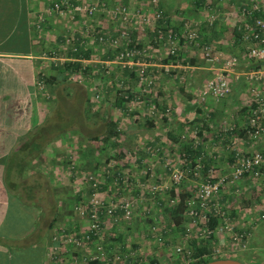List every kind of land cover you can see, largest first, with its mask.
Masks as SVG:
<instances>
[{"label":"rangeland","instance_id":"374dc122","mask_svg":"<svg viewBox=\"0 0 264 264\" xmlns=\"http://www.w3.org/2000/svg\"><path fill=\"white\" fill-rule=\"evenodd\" d=\"M195 1L132 0V7H129L124 0H95L100 4V12L95 15L94 22L96 36L118 37V43L111 45L100 41L88 42L94 51V57L90 56V61L87 62L81 61L82 69L75 72L77 75L73 73L66 82L55 86L51 114L47 116L51 123L64 124L66 117L63 115L60 97L72 96L74 86L82 87L89 97V114H84L85 118L88 117L85 123L91 128L84 132L103 136L96 140L84 139L85 135L82 137L80 134L81 126L78 129L76 126L70 127L72 131L68 133L69 153L67 165L63 169L64 176H61L65 182L62 184L61 199L67 200V215H71L77 223L83 221L84 229L80 232L77 230L79 235L86 233L91 226V215L95 209L100 215V232L92 240L85 241L80 249L71 246L72 256L67 261L76 259L90 264L88 260L93 256L95 259L92 262L98 261L101 264H194L216 256V250L227 254L230 246L233 250L229 255L242 256L240 260L254 264H264V179L253 182L244 178L229 183V187L223 188L221 194L216 195L215 199L225 205L226 218L212 219L217 224L209 239L206 231L210 230V225L204 223V215L213 211L212 203L203 213L200 211L195 224L192 217L185 214L182 224L175 225L166 212L177 204L183 191H192L191 197H195L207 175L213 178V184L222 179L230 180L236 155L232 157L227 149L234 151L241 144L236 139L241 138V134H235L226 140L227 145L226 141L214 145L216 135L221 134L226 139L229 132L238 133L232 130L234 125H221L219 122L215 129L217 134L209 133L210 129L207 128L209 123H213V107L224 99L209 98L200 103L199 108L203 114L201 118L195 119L198 125L194 124L193 119H185L180 115L177 106L179 100H151L171 92L184 91V88L193 89L192 95L195 92L198 94L207 77L196 83L194 88L190 86L191 81H186V73L192 71V61L184 58L186 52H181L186 47L189 52L203 55L200 57L201 61L208 68L223 67L226 59L242 55L243 49H237V46L219 50V47L212 46L205 39L211 36L208 34L211 29L221 27V24L217 25L218 21H222V25L225 23L217 18L218 15L221 17V13L224 14L225 11V14L233 12L235 6L226 3V0H213L209 4L210 10H206L203 5L196 6ZM123 6L129 7V12L133 14L131 25L125 26L112 14V11ZM208 13L216 15L215 24L210 25L206 20ZM233 13L235 16L237 9ZM139 14L142 16L135 20ZM174 22L180 25L177 29L181 31L171 30L170 26ZM195 23H199L198 37L195 39L197 43L188 36L192 30L190 27ZM228 24L225 23L224 29L225 32H230L225 37L233 44L235 24ZM73 29L70 35L75 31L78 33ZM121 31L126 33L120 35ZM170 34L175 36L173 40L169 39ZM212 36L217 40V35ZM205 46L214 48L205 50ZM65 51L69 55L56 51L58 54L53 53L51 56L70 59L69 48L65 47ZM219 54L221 59L217 61L214 57ZM210 58L213 61H209ZM168 60L170 62H165ZM92 64L95 65L94 68H91ZM143 65L146 66L145 75L148 78L145 77L146 81L140 83L139 75ZM173 67L186 72L173 80V77L166 74L172 73ZM228 70L225 67L222 71ZM126 71L131 81L125 80L123 73ZM222 71L217 73L215 70L214 75L207 79L219 76ZM228 72L235 83L236 75L232 71ZM161 74H164V78ZM121 97L124 101L120 103V107L118 102ZM69 100L72 102V98L69 97ZM149 122L154 125V129L148 127ZM49 133L48 128L45 136ZM210 134L212 136H208ZM171 136L178 137L180 141L175 142ZM62 139L66 140L65 136L62 135ZM187 146H191L194 151L201 149V154L190 158L186 154ZM86 154L96 159L97 170H83L84 163L87 162L84 156ZM227 154L230 155V160L226 158ZM192 166L195 171H199V176L192 174ZM174 172H182L183 180L177 182L173 178ZM204 172L206 176H203ZM96 189L98 192L95 194ZM95 200L100 203L98 208H95ZM120 201L131 203V214L128 216L130 220L126 219L124 211L116 209L110 212L111 205ZM225 222H229L233 228L224 231L228 237L223 240L224 232L216 229ZM242 233V243L233 239L234 234L240 236ZM177 248H182L181 253L177 254Z\"/></svg>","mask_w":264,"mask_h":264},{"label":"crops","instance_id":"0c3cea01","mask_svg":"<svg viewBox=\"0 0 264 264\" xmlns=\"http://www.w3.org/2000/svg\"><path fill=\"white\" fill-rule=\"evenodd\" d=\"M131 1L124 0L129 7H132ZM211 1L213 0H204L202 4L206 6ZM247 1L226 0V3L235 6L234 11L232 10L235 12ZM48 5V0H0V264H52L54 258L60 260L59 264L70 263L71 260L67 259L72 256L71 246L68 251L64 236L68 232H80L84 229L83 221L77 223L71 215H67V200L61 199L62 184L65 183L61 176H64L63 169L68 161L70 132L66 129L60 134H52L50 127L56 123L47 119L51 114L55 86L63 82L57 81L50 86L45 83V79L57 78L59 67L64 64L54 62L51 54L57 55L56 51L66 54L65 36L73 28L82 35L80 30L85 21L80 17L71 20L56 16L38 24V15ZM233 12L225 14V11L217 18L226 24H236L238 17ZM90 22L95 25V19ZM175 23L169 25L171 30L181 31L177 29L180 25ZM225 23L222 25V21H218L217 25L221 24V27L211 29V33H208L211 36L205 39L212 46L219 47V50L231 49L232 46L239 49L238 41L234 40L231 44L230 39L227 40L230 30L225 32ZM212 35H217V40ZM212 39L214 40L211 41ZM86 40L93 58L94 51L88 45L91 40L89 37ZM181 52H186L184 58L192 61V71L184 77L186 81H191L190 86L193 88L196 83L214 75L215 70L218 73L225 69V66L217 69L212 66L215 70L204 67V62L201 61L203 55L189 52L187 47ZM94 66L92 64L91 68ZM244 66L246 62L241 60L239 67ZM239 67H236V71ZM184 72L186 71L175 67L172 73L166 74L175 80ZM123 75L126 81H131L127 71ZM161 77L164 78V74ZM237 81L235 84L231 80L233 95L213 107V123L207 126L209 133H215L219 122L221 125H234L232 130L238 133L231 131L226 139L221 134L216 135L214 143L219 145L230 139L229 136L241 134V138H236L241 142L240 146L235 147L234 151L227 149L232 157L238 153L264 150V137L255 140L244 134L251 110V95L248 83L242 78ZM181 92L170 94L181 93L191 101L196 97L195 92L193 98V89L184 88ZM170 94H164L161 98ZM177 100L180 101L177 104L179 112L182 101ZM202 114V109L199 108L194 117L180 115L185 119H193L194 124L198 125L195 119L201 118ZM48 128L50 133L45 136ZM84 129L91 130L88 125ZM84 129L80 131L82 137L85 135ZM62 135L67 141L62 139ZM225 144L227 145V141ZM230 155L226 156L229 160ZM62 228L67 231H62L60 235Z\"/></svg>","mask_w":264,"mask_h":264},{"label":"built area","instance_id":"2783aa9c","mask_svg":"<svg viewBox=\"0 0 264 264\" xmlns=\"http://www.w3.org/2000/svg\"><path fill=\"white\" fill-rule=\"evenodd\" d=\"M48 6L42 13L38 15V24H42L50 17H62V18H71L77 19V17L84 19V24L80 33H73L70 35L67 34L65 36V47L69 48L71 52H77L79 47H87V40L86 37H89L91 41L95 42V25L90 23L92 19H95V15L100 12V4L96 3L95 0H48ZM206 10H208L209 4L203 6ZM130 8L123 6L121 9L112 11V14L115 18L121 20L125 26L132 24V15L129 12ZM210 10V9H209ZM160 15V13H159ZM142 15L139 14L135 17L136 19H140ZM236 17H238V21L234 27V38L236 41L239 42V47L242 51V55L240 57H230L225 64L229 70L232 71L234 75H236L237 80L241 79L242 77L248 83L249 91L251 95V110L250 115L248 117V122L245 125V134L251 137L252 139H261L264 137V1L263 0H248L242 7L237 9ZM134 20V21H135ZM210 25L215 24L216 22V15L214 13H208V17L206 19ZM87 26V27H86ZM199 23H195L190 33H188L189 38L192 41L196 42L197 36V27ZM86 27V28H85ZM77 30V29H76ZM235 31L239 33V36H235ZM126 31H121L120 35H124ZM175 36L173 34L169 35V39L173 40ZM162 39V37H160ZM100 43L104 44H111L116 45L118 43V37H110L105 38L104 35H101L98 38ZM197 43V42H196ZM211 46H205V50L211 49ZM245 49V50H244ZM85 50H90L85 48ZM175 51H172L174 53ZM69 55V52L67 53ZM92 59V58H91ZM221 54L215 56V60H220ZM241 60L246 62V65L254 66V69L247 71V72H239L236 71V67H239L241 64ZM59 64H64L67 61H71L68 57L59 58L54 56V62ZM82 62L90 61V59H83ZM209 61H213V59H209ZM140 70V83H144L146 78L145 75V65ZM174 68V67H173ZM85 69V68H83ZM167 72L169 70L165 69ZM228 71H223L219 76H216L212 79H206L202 86L199 88L198 94L200 95L201 103L209 98L213 99H227L233 90L232 77H230V73ZM172 72V71H171ZM75 75H77L75 73ZM80 75V74H78ZM146 77V78H145ZM124 91H121V93ZM198 168V167H197ZM195 167L192 166L191 172L195 176H199V171H195ZM231 179H222L219 183H215L212 181V177L207 175L205 177V181L202 182L197 194L195 197H190L188 201V209L186 215L192 217V220L195 224L196 219L200 216V211L203 213L207 206L212 203L213 211L208 214L204 215V223L206 225H210L213 218H219L220 220H225V205L222 204L220 201L215 199L216 195L221 194L223 188L229 187V183L240 181L241 179H248L253 182H258L264 179V150L263 151H251V152H244L236 154L235 163L232 165L231 170ZM203 176H206L203 174ZM173 178L178 181L183 180V173L182 172H174ZM96 186V185H95ZM154 189H156L154 187ZM98 192V189L95 190V194ZM191 195L193 194L192 191L189 192ZM99 201L95 200V208H98ZM110 212L114 210L124 211L126 213V219H128L129 215L131 214V203L125 204V201H120V203H114L111 205ZM201 209V210H200ZM262 217L264 218V210ZM130 220V219H128ZM227 222V220H226ZM224 223L221 225L216 231L224 232L225 230L230 231L233 227H230V224ZM207 230V238L211 237L213 233V229L209 228ZM67 231V229L62 228L61 232ZM100 232V215L98 214L97 209H95L94 213L91 215V226L88 228L87 232L84 234L68 232L64 239L67 244V249L69 251V246H72L76 249H80L83 247L85 241H90L95 237V234ZM225 240L228 235L224 232ZM244 238V234L242 233L240 236L237 234L233 235V239L238 243H242ZM246 247V246H245ZM182 248H177V254L181 253ZM216 250V249H215ZM232 247L228 246L227 254L224 251L221 253L219 250L215 255H229L232 251ZM95 257L91 256L88 262H92ZM60 260L54 258L52 264H59ZM67 264V263H65ZM69 264H84L81 261L76 259H72Z\"/></svg>","mask_w":264,"mask_h":264},{"label":"trees","instance_id":"16d2710c","mask_svg":"<svg viewBox=\"0 0 264 264\" xmlns=\"http://www.w3.org/2000/svg\"><path fill=\"white\" fill-rule=\"evenodd\" d=\"M204 2V0H196V6H200L203 5L202 3ZM99 35V34H98ZM105 38L106 35H104ZM235 36L238 37L239 33H237V31H235ZM95 41H98V36L95 35ZM92 51L90 50H85L84 47H79V50L77 52H71L70 53V59L71 61H67L66 63H64V65L60 66L59 68V72H58V76L57 78H52V79H45V83H48L50 86H53L55 84V82L57 81H62L63 83L67 81V79L75 72H79L80 69H82V63L81 60L83 59H88L91 56ZM172 61H174L175 59H170ZM165 62H170L165 61ZM176 62V61H175ZM98 77V76H96ZM99 78V77H98ZM75 89L74 93L72 96L69 95H64L62 97H60V102L62 104L61 107H63V115L66 117V120L64 122V124H62L60 126V124L56 123L51 125V133L55 134L57 131L58 134L62 133L63 131L65 132V130L67 129V131H72L71 128L73 126L79 127L81 126L82 129L86 128V118L88 120V117L85 118V115L89 114V111L87 109L88 103H89V99H88V95H87V91L85 89H83L82 87L79 86H74L72 87ZM77 88V90H76ZM121 94V93H119ZM131 98H134V95H131ZM72 98V102L69 100ZM122 99L119 100L118 102V106L121 107L120 103L122 101H124V98L121 97ZM85 114V115H84ZM71 127V128H70ZM148 127H150L151 129H154V125L152 123H148ZM78 129V128H77ZM85 130V129H84ZM87 131V130H86ZM82 133V132H81ZM84 135V132L82 133ZM59 136V135H58ZM103 136H98V135H88L85 133V138H92L94 140L96 139H100ZM109 136H106V138ZM175 142H179L180 140L178 139V137H173L171 136ZM187 144V143H185ZM185 149V148H184ZM186 154L190 157L193 158L195 155H199L201 154V149L198 151H194L193 148L191 146H188L186 148ZM86 156L85 158H87V162L84 163L83 166V170L86 171H95L98 169L97 167V163H95L96 159L93 158L91 155H84ZM92 158H89V157ZM117 175V173H115ZM204 175H206V172H204ZM191 197V194L188 193L187 191H183L180 196H179V201L177 202V204L174 207H170L168 210H166V212H168V215L170 217V220H172L173 224L175 225H181L182 224V219L185 217V214L187 212L188 209V198ZM217 224L216 220H212V222L210 223V228L213 229L214 226ZM90 264H101L100 262L96 261V262H91Z\"/></svg>","mask_w":264,"mask_h":264},{"label":"water","instance_id":"95a60500","mask_svg":"<svg viewBox=\"0 0 264 264\" xmlns=\"http://www.w3.org/2000/svg\"><path fill=\"white\" fill-rule=\"evenodd\" d=\"M254 69V66L252 65H246L244 67H239L237 71L239 72H247ZM147 99V98H146ZM180 99L182 101V105L180 106L179 113L182 114L185 117H194L199 110L200 106V95L197 94L195 99L190 101L186 97H184L181 93H172L170 95H167L163 98H151L152 101H171V100H177ZM210 264H245L241 263L240 261L234 260V259H218Z\"/></svg>","mask_w":264,"mask_h":264},{"label":"flooded vegetation","instance_id":"af4514ba","mask_svg":"<svg viewBox=\"0 0 264 264\" xmlns=\"http://www.w3.org/2000/svg\"><path fill=\"white\" fill-rule=\"evenodd\" d=\"M193 100V99H192ZM191 101V100H190ZM242 257V256H231V255H216V256H213V257H210L208 260H205V261H201V262H195L194 264H210L218 259H223V258H228V259H234V260H237V261H240L241 263H245V264H254L250 261H245V260H240L239 258Z\"/></svg>","mask_w":264,"mask_h":264}]
</instances>
